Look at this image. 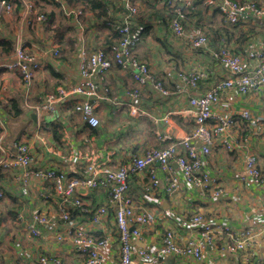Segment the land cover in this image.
I'll use <instances>...</instances> for the list:
<instances>
[{"label": "built area", "instance_id": "built-area-1", "mask_svg": "<svg viewBox=\"0 0 264 264\" xmlns=\"http://www.w3.org/2000/svg\"><path fill=\"white\" fill-rule=\"evenodd\" d=\"M45 1L53 4L66 18L80 23L81 30H85V25L80 19L84 15V6L72 7L65 0ZM163 1L172 12L168 25L174 36L185 43L188 51L192 53L209 52L217 65L229 72L228 77L199 93L196 91L200 82L209 76L206 68L197 66L187 72L177 73L179 80L175 90L188 96L190 107L187 111L192 114L195 123L191 133L181 139L172 140L165 132L159 137L162 140H171L170 144L135 155L129 164L121 163L115 166L107 160H98L93 155L85 160L84 167L77 175L72 174L69 167H52L53 165L38 163L34 147L29 140H22L13 149L2 148L0 172H13V184L19 187L18 196L28 199L27 204L18 212V221L24 235L37 242L45 239L47 234L58 242L71 240L78 251L87 255L86 264H105L107 255L113 248L114 239L110 232L103 237L95 236L92 232L108 219L112 212L110 206L115 208L113 218L119 235V264H161L168 255L176 256L179 264H202L208 254L205 246L214 245L219 234L228 233L229 238L234 240L229 246L232 251L246 249L256 236L264 234V219L236 234L230 232V228L223 221L208 219L203 214H193L186 220V225L194 235L185 242L182 243L178 239L175 229H168L155 250L135 249L134 241L142 236V227L154 225L156 216L153 212L139 210L131 191L130 178L149 169V181L145 185L143 195L145 200L150 197L153 199V190L161 182L153 166L156 162L164 173L165 189L169 194L180 190L183 184L200 190L215 187L217 179L203 169L204 156L211 153L218 141L231 151L241 150L247 142V139L231 134L237 119L234 113L219 109L222 94L235 89L241 96H246L254 88L264 93V47H252L242 55L228 44L226 38H222L220 45L212 48L208 33L190 27L189 9L194 7L193 0ZM204 4H210V9L219 13L223 26L227 29L235 30L248 22L264 25V0H205ZM138 5V0H122L124 13L117 18L116 30L123 38L113 46L112 57H108L102 46L88 51L84 38H76L74 46L77 49L79 70L77 82L70 88L60 85L54 90L41 92L34 105L37 114L58 112L74 99L75 103L69 113L80 112L91 127H97L100 124V119L95 113L98 102L112 104L115 111L120 110L123 105H128L131 114L138 116L147 114L140 106L143 99L142 89L145 86H150L163 97H169L173 93L148 62L134 55L136 45L142 38V27L135 17ZM17 9L21 14L22 24L44 23L48 19L47 14L41 11L38 0H0V31L3 15L13 14ZM59 51L60 48L55 42L46 47L37 44L25 46L18 36L14 55L0 62V74L5 70L18 73L30 93L33 79L47 65L46 58L56 57ZM114 68L128 72L135 83L134 87L127 90L125 100L114 94L112 85L108 83L107 79ZM239 115L253 125L251 123L254 122V115L250 110L243 109ZM40 139L45 143L44 138ZM196 141L201 143L199 148L195 144ZM46 148L49 150L47 146ZM82 157V153L74 148L71 155L63 154L60 160L69 166L70 163L76 165ZM258 161V156L249 151L245 158L242 178L262 185L264 175ZM174 162L179 174L173 172ZM33 179L46 185L38 193L45 202L55 199L54 197L62 200L59 211L41 209L32 204L30 187ZM95 187L105 188L108 195V202L97 206L96 209L87 198ZM8 191H11L10 183H2L0 201L6 194L9 195ZM220 192V187L214 189L215 195ZM79 217L89 219L92 226L81 225ZM198 232L199 237H196ZM36 264L67 263L56 254L42 253Z\"/></svg>", "mask_w": 264, "mask_h": 264}, {"label": "crops", "instance_id": "crops-1", "mask_svg": "<svg viewBox=\"0 0 264 264\" xmlns=\"http://www.w3.org/2000/svg\"><path fill=\"white\" fill-rule=\"evenodd\" d=\"M118 3L119 17L124 13L120 1ZM139 11H142V20L140 23H146L144 39L136 45L135 54L142 60L150 63L155 73L166 83L173 93L169 97H163L154 92L150 86H145L142 89L141 108L147 113L146 115H132L130 107L123 105L120 110L115 111L112 104L107 102H98L96 104L95 113L100 119V124L97 127H92L97 130V134H93L92 130L85 128L78 114L75 115V121L72 124L78 123V128L69 123L71 128H76L70 131L71 136L61 137L60 140H69L70 144L76 143V150H82V160L70 163L68 166L60 160L61 149L48 150L54 142L59 143L52 137L51 132L47 131L46 139L52 140L50 146L40 145L38 135L31 138L22 136V140H29L37 157V162L40 164L53 165L52 167L70 168L72 174L77 175L81 172L85 165V160L93 155H98L101 159H110V164L115 166L121 163H128L133 156L143 154L150 147H162L171 142V140H162L160 135L168 133L172 140L183 138L192 132L195 127L193 116L187 110L189 109L188 96L183 93H177L175 90L178 82L179 71H189L197 66H202L209 71L207 79L200 82L198 91L202 92L212 86L214 83L229 76L220 65H217L209 52L197 51L192 53L188 51V46L185 43L176 40L169 25L162 21L165 6L160 1L154 0H138ZM41 9L51 15V19L60 26V32L66 38L65 47L66 53L64 59H55L48 56L46 58L47 66L54 70L59 76L51 75L50 68H44L38 72L31 84L30 93L24 85L23 80L18 74L5 72L0 80V102L1 99L7 100L16 99L21 107V113L14 116V121L18 124L12 144L6 142L8 148L14 147L15 141H18L22 126L33 125L35 130L37 127L49 129L57 117L66 116L67 111L61 108L56 114L42 113L37 114L34 105L38 93L47 89L54 90L58 85H63L70 88L78 80V60L77 54L71 48L72 40L83 37L88 51L95 50L103 43L109 29L106 27L98 28V24L94 22L92 17L81 19L86 27L84 31L80 28V23L73 19H68L56 8L50 9L48 3L39 1ZM50 6V5H49ZM203 6V7H201ZM203 13L204 17L194 15L191 18L192 28H204L210 31L212 48L220 45L221 38H226L234 49L242 55H245L248 49L252 47H264V32L257 30L253 22L242 24L235 30L227 29L223 26L221 16L216 11H209L205 5L199 3L196 9ZM200 18V19H199ZM196 20H199L196 23ZM3 25L1 37L14 39L19 35L21 41L34 42L41 46H48L54 42L52 33L48 30L37 27L29 29L27 26H18L17 11L10 15H3ZM205 25L210 28L202 27ZM258 25V24H257ZM259 26V25H258ZM261 30L264 25H260ZM252 29V30H251ZM256 29V30H255ZM53 35V34H52ZM58 35V34H56ZM71 39H68V37ZM50 69V70H51ZM51 72V71H50ZM108 83L112 85L113 90L117 93L121 100L126 99L127 90L135 86V83L128 72L119 71L114 68L108 77ZM7 89H9L7 91ZM68 104V103H67ZM1 105V104H0ZM219 109L224 112L235 114L237 123L234 126L231 134L238 138L247 139L245 146L240 149L228 150L223 144L218 141L213 147L209 155L204 156L203 169L210 176L215 177L218 183L215 187L206 190L192 188L183 184L182 188L173 194H169L165 189L164 173L158 162L154 163V168L158 172L160 184L153 190V199L145 200V185L149 181V169L141 171L130 178L131 191L136 199L139 210L153 212L156 216V222L152 226L142 227V236L135 239V249L148 248L155 250L162 241L163 234L168 229H175L178 239L183 243L186 239L193 236L186 225V220L193 214H203L206 218L223 221L230 228V232L239 234L244 229L253 225L255 222L264 219V182L262 185H256L242 178L244 173L245 158L249 151H253L258 156V164L264 175V93L261 90L254 88L248 95L241 96L235 89L228 93L222 94ZM243 109L250 110L254 115V122L250 125L239 114ZM184 110V113L178 111ZM63 113V114H62ZM4 115V110L1 111ZM152 116L155 119H152ZM12 117L6 118L5 122L8 127V121ZM63 122H68L65 120ZM22 125V126H21ZM34 132V131H33ZM28 132L26 134H32ZM76 134H80L76 137ZM19 135V136H18ZM49 135V138H48ZM10 136V132L6 139ZM71 139H73L71 141ZM167 141V143H166ZM63 142V141H62ZM195 144L200 147L201 143L196 141ZM55 145V144H54ZM49 154L52 155L49 156ZM112 159H111V158ZM173 172L179 174L177 164L174 162L172 166ZM22 172V169H20ZM9 182L11 191L8 194L17 199L19 189L13 184V172H0V186L2 183ZM46 185L40 181L33 179L30 187V199L32 204L41 209H52L54 212L59 211L62 200L59 197L50 199L45 202L38 193L41 188ZM221 188L219 195L214 194V189ZM93 196V195H92ZM94 204L108 202V196L103 190L95 191L93 196ZM6 204L0 207V223L5 224L7 219L5 215H12V222L16 224L20 207L27 204L28 199L22 197L18 202L16 200H6ZM17 204H14V203ZM112 212L108 219L99 225L93 234L98 237L106 236L108 232L112 235L114 242L113 248L109 251L105 264H119V242L117 225L113 218L115 208L110 206ZM12 209V211H9ZM84 227H91V221L79 217ZM14 239L13 243L9 242L7 247H0V261L4 263H24L35 264L38 257L42 253L56 254L60 256L67 264H86L87 255L78 251L71 240L62 242L55 241L50 235H46L45 239L34 241L28 239L24 235L22 228ZM6 231L0 229V240ZM199 232L196 237H199ZM234 243V240L229 238L228 233L219 234L214 245L207 244L206 259L202 264H264V234L256 236L246 249H238L232 251L229 246ZM0 244V246L2 245ZM13 248V249H12ZM161 264H179L174 255H168Z\"/></svg>", "mask_w": 264, "mask_h": 264}, {"label": "trees", "instance_id": "trees-1", "mask_svg": "<svg viewBox=\"0 0 264 264\" xmlns=\"http://www.w3.org/2000/svg\"><path fill=\"white\" fill-rule=\"evenodd\" d=\"M39 1L40 0H38V3H39ZM154 1H160L165 6L164 7L165 8V12H164L162 21L165 22V25H166V23L168 24V22L170 21V19L172 17L171 10L169 9V7H167V5L164 3L163 0H154ZM193 1H194V7L189 9V11H190V14H189L190 26L193 25V24H191V22H192L191 21V18L194 17V15H199V16L204 17L203 13L199 12L198 10H197V12L193 13L194 10L196 9V6L199 3L205 5V7H206V9L208 11L210 10V4H204V1L205 0H193ZM42 2H45V3H48V4L50 3V2L45 1V0H42ZM65 2L68 3L72 7L84 6V15H82L80 17V19L85 18V17H92L91 19H93L94 22L98 24V28L99 29L102 28V27H106V28L109 29L108 33L104 34L105 39H104L103 43L100 44V46H102L105 49L108 57H112L114 55L113 46L115 44L119 43L121 41V39L123 38L122 34L119 31L116 30V24H117V18H118V16H117V13H118V3L116 1H114V0H65ZM121 3H122V0L120 1V5H121ZM40 8H41V6H40ZM137 8H138V13H137V15L135 17L138 20V22L140 23L141 20H142V18H141L142 11H139V5L137 6ZM16 11H17L18 26L20 28H22V26H27L29 29L30 28L31 29H34V28L36 29L37 27H42V28L45 27V29H48L53 34V35L51 34L49 36L50 37L52 36V39L54 40L55 44L60 48V51L58 52V54L55 57V59H57V60L58 59L63 60L64 59V56H65V53H66V50H65L66 47L64 45L65 42H66L64 40H66V38L64 37L63 34H61V32H60V26L58 27V24L54 21L55 18L54 19H51V15H49L48 13H46V11H44L43 8H42L41 11L45 12L47 14V17H48V19H47L46 22H44V23L37 22V23H29V24H24L23 23L22 24L20 22L21 14L19 12V9H17ZM198 21L199 20H196V23ZM140 25L142 27L141 28V31H142V38H141V40H142V39H144L143 38L144 37L143 35L145 33L146 23L145 24L144 23H140ZM254 25H256V24H254ZM202 27H206V26L205 25H202ZM206 28H210V27L207 26ZM196 29L210 34V31L209 30H204V28H201V27H198L197 28L196 27ZM258 31H260V33L261 32H264V27H263L262 30H261V28L258 29ZM1 34H2V29L0 31V62L1 61H4V60H6V59H8V58H10V57H12L14 55V53H15V42H16L18 36H19V35H17V37L14 39V37L16 36V34H13L14 37H12V38L1 37ZM56 34H58V35H56ZM68 39H71V37L69 36ZM76 40L77 39L72 40V42H71V48L77 54V49L74 46V42ZM176 40H178V39L176 38ZM211 40H212V38H211ZM178 41L179 42H182L180 40H178ZM22 43H24L25 46H33L35 44L40 45V44L34 43V42H24V41H22ZM228 44L231 45L229 42H228ZM134 55L136 57H138L135 54V51H134ZM45 68H50V65L49 66L46 65ZM50 69H49V73L51 75L59 76L54 70H52V69L50 70ZM5 72H6V70L1 72V74H0V80L2 79L3 75L5 74ZM15 74H18V73H15ZM60 85H58V86H60ZM37 101H38V97L36 99V102ZM74 103H75V100L74 99L73 100H70L68 102V104H66L64 107H62L63 108L62 110L63 111H67V114H68L71 106H73ZM0 104H1L0 105V113H1L2 110H4V114H6L5 118H4V115H1L0 114V158H2V156H3V150H2V148L4 150H9V149H13L14 148V147L8 148L6 146L5 141H4L6 139V137H7V135H8V127H7V124L5 122V119L6 118H9V117L18 116L21 113V107H20V105H19V103H18V101L16 99H9V100H7V104H3V101H1ZM56 113L57 112H54V113H51V114H56ZM76 114H78V116L81 118V121H82L83 126L85 128H89V129L92 130L93 134H97V130H94L87 123V121H85V119L83 118V114L82 113L72 111L68 115L62 117L61 120H59L60 117H57L56 118V121L54 123H52L51 126H49V129H47V130L45 129V132H46L45 133V136H47V134H48L47 131L48 132H51L52 137L54 139H56L60 143V144H58L57 142L56 143L54 142L55 146L52 145V147L49 150H51V149L56 150V148L62 150V149H65L66 148V150H68L70 152L68 154V156H69L74 151V148L76 149V146L75 145H76L77 141H76V143H74L72 145V144H70V139L69 140H67V139L66 140H63V138H65L66 136H71V134H70V131L71 130H74L75 132H76V130H78V129L74 128V127H77L78 128V123H75L74 122V124H72V122L75 121L74 117H75ZM65 120H68V122H63ZM69 122H70V124L72 126H74L73 128H71V126L69 124H65V123H69ZM27 127H30V126L28 124L25 127L22 126L21 135H20L18 141H15V144L16 143H20L22 136L24 134H26V133L29 132L28 129H26ZM79 136H80V134H76V137H73V139L74 138H77ZM61 137H63L62 140H60ZM73 139H71V141ZM166 143H167V141H166ZM168 144H170V142ZM62 145L64 146V148L61 147ZM162 147H164V146H162ZM162 147H157L156 146V147H150L148 149H152V148H162ZM148 149H146V150H148ZM80 152L82 153V150H80ZM82 155H83V153H82ZM138 155H141V154H138ZM95 156L97 157L98 160H104V159L99 158L98 155H97V153H96ZM106 160L107 161H111L110 159H106ZM129 163L130 162H128L127 164H129ZM6 173H8V172H6ZM99 190H103L106 193L105 188H103V187H98V188L95 187V188L91 189V192L87 196V198L91 201L92 207H94L95 209L97 208V206L103 204V203H101V204H99V203L94 204V201H93L94 192L95 191H99ZM83 198L85 199V197H83ZM13 200H17V199L15 197H13Z\"/></svg>", "mask_w": 264, "mask_h": 264}, {"label": "rangeland", "instance_id": "rangeland-1", "mask_svg": "<svg viewBox=\"0 0 264 264\" xmlns=\"http://www.w3.org/2000/svg\"><path fill=\"white\" fill-rule=\"evenodd\" d=\"M50 5V6H49ZM48 7L50 9H52L53 7L55 8V6L51 3H49ZM52 7V8H51ZM203 7V6H201ZM253 24H256V27H257V30L260 29L261 27L257 25V23H254ZM84 29H86V27H84ZM21 78V77H20ZM9 89H7L8 91ZM114 91V90H113ZM114 94H117L115 91H114ZM41 93H38L37 94V97L40 96ZM36 97V99H37ZM1 101H3V104H6V100L5 99H1ZM33 125H31L30 127H27L26 129H28L29 132H33L32 134H25V138H33L35 136V134L38 135V137L40 138H44L45 139V143L40 139L38 138V140L40 141V145H46L48 144L50 146V144L52 143V140L49 138V135H48V138H49V141H47V139L45 138V128L42 126V127H37L35 128V130L32 128ZM17 127H18V124L14 121V118L12 117L9 121H8V132H10V136H8L7 139H5L4 141L6 142H9V144H12L13 142V139H15V135L19 134L16 132L17 130ZM19 136V135H18ZM23 139V137H22ZM53 144V143H52ZM60 144V143H58ZM53 146H55L53 144ZM51 147V146H50ZM61 147L64 148V146L62 145ZM58 149V148H56ZM70 152L68 150L65 149H62L61 150V153H60V156L63 155V154H66L68 155ZM49 156L52 157L51 154H49ZM19 189H16L15 191H18ZM4 199H2L0 201V207L2 204H6V200L10 201V200H13V197L11 195H5L3 197ZM21 199L20 196L17 197V200L16 202H18L19 200ZM14 203V204H17V203ZM9 211H12V209H10ZM1 218V217H0ZM5 218L7 219V222L5 224L3 223H0V229L6 231V233L2 236V239L0 240V244L2 243H5L6 244V247L8 245L9 242H12L14 241V239H16L18 233H19V229L22 227L21 224H20V221H18V216L16 217L17 218V221L16 224H14L12 222V215L10 214V212L8 213V215H5ZM0 247H4V245L2 244ZM13 249V248H12Z\"/></svg>", "mask_w": 264, "mask_h": 264}]
</instances>
